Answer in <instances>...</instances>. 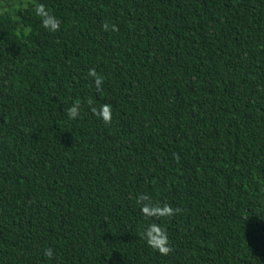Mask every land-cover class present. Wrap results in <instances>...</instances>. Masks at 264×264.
I'll return each instance as SVG.
<instances>
[{"label": "trees", "instance_id": "1", "mask_svg": "<svg viewBox=\"0 0 264 264\" xmlns=\"http://www.w3.org/2000/svg\"><path fill=\"white\" fill-rule=\"evenodd\" d=\"M0 264H264V0L0 11Z\"/></svg>", "mask_w": 264, "mask_h": 264}, {"label": "clouds", "instance_id": "2", "mask_svg": "<svg viewBox=\"0 0 264 264\" xmlns=\"http://www.w3.org/2000/svg\"><path fill=\"white\" fill-rule=\"evenodd\" d=\"M105 28H107V25L104 26ZM90 76H96L95 70H91L89 72ZM96 82L99 84L101 83V80L99 77H97ZM78 108L79 106H73L72 108H70L68 110V115L70 118L75 119L78 116ZM102 117L105 123H110L111 122V110L110 107L108 105H104L102 106ZM145 212H148L149 209L145 208L144 209ZM156 211H160V210H156ZM172 213V209L169 207H165L163 209V211L161 212V214H171ZM147 242L154 248L158 249V251L161 254H165L167 255L170 251V248L166 246L167 244V237L164 234V232L158 227V226H151L148 230H147ZM46 255L48 254V252L45 253Z\"/></svg>", "mask_w": 264, "mask_h": 264}, {"label": "rangeland", "instance_id": "3", "mask_svg": "<svg viewBox=\"0 0 264 264\" xmlns=\"http://www.w3.org/2000/svg\"><path fill=\"white\" fill-rule=\"evenodd\" d=\"M32 0H5L0 4V11H11L13 14L16 10L27 7L30 5ZM50 57V54H45L40 57V60H45Z\"/></svg>", "mask_w": 264, "mask_h": 264}]
</instances>
